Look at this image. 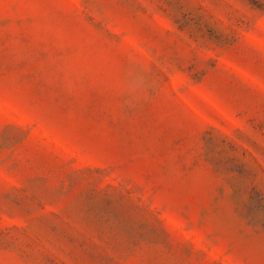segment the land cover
<instances>
[{
    "label": "rangeland",
    "instance_id": "rangeland-1",
    "mask_svg": "<svg viewBox=\"0 0 264 264\" xmlns=\"http://www.w3.org/2000/svg\"><path fill=\"white\" fill-rule=\"evenodd\" d=\"M0 264H264V0H0Z\"/></svg>",
    "mask_w": 264,
    "mask_h": 264
}]
</instances>
